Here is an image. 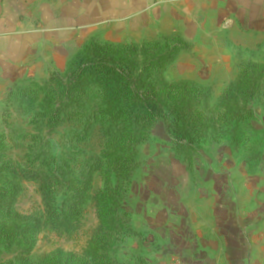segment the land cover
Listing matches in <instances>:
<instances>
[{
	"label": "crops",
	"instance_id": "obj_1",
	"mask_svg": "<svg viewBox=\"0 0 264 264\" xmlns=\"http://www.w3.org/2000/svg\"><path fill=\"white\" fill-rule=\"evenodd\" d=\"M174 36L189 48L167 81L209 88L215 107L241 63L264 64V0H0V130L10 90L64 73L91 41ZM224 151L206 155L202 183L189 170L183 196L166 200L163 191L147 207L145 264H264V148L237 160Z\"/></svg>",
	"mask_w": 264,
	"mask_h": 264
},
{
	"label": "trees",
	"instance_id": "obj_2",
	"mask_svg": "<svg viewBox=\"0 0 264 264\" xmlns=\"http://www.w3.org/2000/svg\"><path fill=\"white\" fill-rule=\"evenodd\" d=\"M188 48L180 36L127 46L91 41L63 74H54L45 82L42 111L52 125L57 124L69 109L85 108L91 86L100 87L105 94V115L99 109L90 119L97 120L101 115L103 124L110 125L105 131L111 138L107 159L108 172L114 182L109 181L101 195L109 239L119 235L124 226L117 217L124 181L136 171L138 149L158 124L163 125L168 136L174 137L177 153L184 155L203 131L217 126L221 129L240 125L254 115L253 101L262 100L264 105V64L241 63L238 78L215 108L209 103V88L189 81L168 83L164 76L167 67ZM6 170L13 174L15 181L5 179L0 187V251L17 247L19 264H31L29 257L43 228L51 226L70 232L75 227L88 198L95 167L87 168L81 176L74 178L60 173L51 175L20 170L15 166H7ZM22 179L39 181L47 210L44 220L13 211ZM59 188L65 189L61 197H57ZM109 244L106 239L95 248L103 254L93 258V264H114ZM44 264L87 263H74L73 258L61 254Z\"/></svg>",
	"mask_w": 264,
	"mask_h": 264
},
{
	"label": "rangeland",
	"instance_id": "obj_3",
	"mask_svg": "<svg viewBox=\"0 0 264 264\" xmlns=\"http://www.w3.org/2000/svg\"><path fill=\"white\" fill-rule=\"evenodd\" d=\"M164 76L167 81L166 72ZM45 84H23L9 91L6 108L1 116L0 187L3 186V180H13V174L6 170L7 166L51 175L60 173L67 178L79 177L91 166L95 167V172L82 215L75 227L70 232L51 226L43 228L29 257L31 264H44L61 254L65 258H73L74 263L93 264V258L103 254L102 251H95V248L104 244L106 239L110 242V256L114 264H145V259L151 254H147L150 249L146 247L149 243H146L147 232L142 224L147 207L162 203V196H165L163 191H167L166 200L183 196L189 187V170L202 183L204 168H207L206 155L215 156L221 147L233 160L243 156L250 158L264 148V105L259 99L251 103L255 111L247 121L221 129L218 126L208 128L199 135L198 141L188 152L184 151V155L177 153L174 137L168 136L163 125L158 124L153 129L152 139L150 135L138 149L136 171L124 181L122 200L117 211V217L124 226L119 235L109 239L101 195L107 183L114 182V177L108 172L107 159L111 138L105 131L110 125L103 124L101 115L97 120L90 119L93 112L97 114L99 109L105 115V94L100 87L91 86L85 99V108L69 109L57 124L52 125L42 111ZM248 160L249 165L252 160ZM238 165L243 168L241 163ZM19 185L20 193L13 211L21 216L44 220L47 210L39 181L22 179ZM64 190L59 188L57 197H61ZM18 250L17 247L1 250L0 264H19Z\"/></svg>",
	"mask_w": 264,
	"mask_h": 264
}]
</instances>
